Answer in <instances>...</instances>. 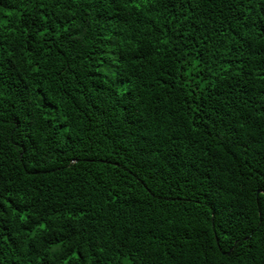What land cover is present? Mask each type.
Instances as JSON below:
<instances>
[{"label":"trees","instance_id":"1","mask_svg":"<svg viewBox=\"0 0 264 264\" xmlns=\"http://www.w3.org/2000/svg\"><path fill=\"white\" fill-rule=\"evenodd\" d=\"M0 264H264V0H0Z\"/></svg>","mask_w":264,"mask_h":264}]
</instances>
